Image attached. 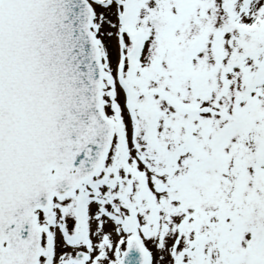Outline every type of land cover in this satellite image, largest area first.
Returning <instances> with one entry per match:
<instances>
[{
    "label": "snow or ice",
    "instance_id": "snow-or-ice-1",
    "mask_svg": "<svg viewBox=\"0 0 264 264\" xmlns=\"http://www.w3.org/2000/svg\"><path fill=\"white\" fill-rule=\"evenodd\" d=\"M0 264H264V0H0Z\"/></svg>",
    "mask_w": 264,
    "mask_h": 264
}]
</instances>
